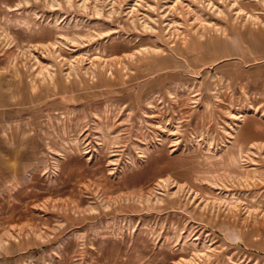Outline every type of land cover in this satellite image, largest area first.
Segmentation results:
<instances>
[{"label": "rangeland", "instance_id": "1", "mask_svg": "<svg viewBox=\"0 0 264 264\" xmlns=\"http://www.w3.org/2000/svg\"><path fill=\"white\" fill-rule=\"evenodd\" d=\"M0 264H264V0H0Z\"/></svg>", "mask_w": 264, "mask_h": 264}]
</instances>
